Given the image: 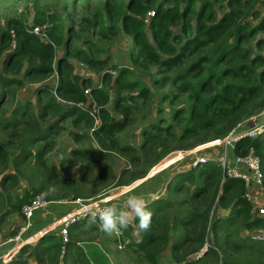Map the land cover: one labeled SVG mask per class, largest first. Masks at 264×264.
<instances>
[{"label": "rangeland", "instance_id": "rangeland-1", "mask_svg": "<svg viewBox=\"0 0 264 264\" xmlns=\"http://www.w3.org/2000/svg\"><path fill=\"white\" fill-rule=\"evenodd\" d=\"M87 1L89 0H80L79 4L76 3V6H73L71 0H0V44L4 49L0 52V240L2 242L14 238L24 226L25 220L21 215V209L37 195L64 206H69V203L76 198L96 200L101 195L130 186L134 183L131 181L134 175L139 174L140 180L150 171L173 159L176 154L183 155L188 152V150L172 151L165 159L156 163L155 156L148 153L149 148L159 151L160 138L164 137V141L167 142L165 128L176 126V120L172 119V115L179 109L189 108L187 106L190 105V101L187 96H178L176 90L168 84L162 87L154 85L156 80L165 77L168 73L164 74L156 66L142 68L134 65L130 59L133 48L131 36L115 32L110 37L104 38L98 27L92 29L88 21H92L93 14L98 5H102L103 0L91 1L89 6H86ZM41 10L58 14L60 18L59 26L62 30L63 42L59 46L52 45L54 57L46 63L38 60L33 62L32 57L31 61L29 57L22 60L17 57L10 60L11 66L7 65L6 58L16 49L17 44L14 30L6 27V21L14 19L20 22L26 32L32 35L33 28L37 26L36 11ZM254 11L264 16L263 0H258ZM258 21L251 16L245 19V22L252 27H255ZM7 31L10 32L11 40H5L2 43L1 34ZM171 31L174 35H179L180 25L172 27ZM67 41L70 55L65 54ZM86 41L94 43L100 49L98 60L104 61L102 66L89 67L74 56L75 49H85ZM256 41L264 42V33H258L249 41L248 44L253 47V50L256 49ZM260 51L264 53V46ZM61 59H65V64L68 66L67 72H71V77L77 78L80 90L84 91L86 101L76 106L91 118V122H87L86 118L77 120V115L72 117L66 115L62 118L59 115V113L67 112V107L74 105L58 93L57 67ZM40 66H49V72L36 74L34 69ZM120 68L130 70V74L125 78L145 85L150 95L126 100L121 107L115 109L113 102L117 94L115 95L113 88ZM81 72L84 74L81 75ZM173 75L174 72L169 73V76ZM94 77L96 82L93 80ZM93 89L106 92L108 101L106 103H103V99L99 102L95 101L91 94ZM137 93V89L125 90L122 95L135 97ZM123 106L128 107V110L123 112ZM248 111L253 113L248 116H244L245 113H243L236 120L234 128L240 124L243 132L250 131L251 126L260 127L261 131H264V108L252 110V107H248ZM108 118L121 123L122 129H113L108 135L96 133ZM151 125H159L162 134L153 141H148L144 135L145 130L152 134L156 133V130L151 129ZM176 132L180 134L178 130ZM252 135V137L258 135L256 128ZM194 140L196 139L188 143ZM168 142L172 146L176 145L173 140ZM211 143L213 142L210 141L207 146L201 145L191 150L197 149L199 154L208 153L209 155L214 154L215 148L219 152L222 151V146L204 150ZM151 163L154 164L149 166ZM192 164L193 159H188L186 165H183L185 168L180 169L179 172L189 170ZM141 173L144 174L141 175ZM223 175L225 176V172ZM175 184L176 181H173L172 185L175 186ZM195 187L187 183L184 188H181V192L173 198L175 205L172 208V214H169L171 217L176 215V211L189 213L195 207L202 209L203 198L194 199L193 197ZM144 198L147 202L149 197L146 195ZM252 205L255 207L256 202L253 201ZM219 207L216 199L211 208L212 214L210 212L213 219ZM252 216H256L254 210ZM157 217L158 214L152 215V220ZM161 217L160 223L151 220L149 230L140 236L135 234L132 236L135 228L129 225L126 235L125 230L122 234L121 241H128L127 246L122 250L118 249L120 241L113 235L116 241L113 247L118 256L123 253H134L136 254L134 264L141 259L149 264L147 254L156 251L159 253L156 257L157 264H171L168 259L171 257L172 242L178 236L193 234L195 230L193 226L179 227L177 224L180 222L177 219L168 221L166 216ZM165 219L166 222H164ZM94 226L100 234L104 233L99 227V222ZM258 229L263 228L247 231V235L240 232L241 239L245 238L252 242L249 234ZM130 232L131 235H129ZM165 232L169 243L165 249L162 242L150 243L145 246V249L142 248L145 235L164 236ZM69 239L71 238L68 237ZM2 248H0V258L5 253V249ZM224 249L222 247L217 251L218 264H264V255L255 256L249 254L246 249H240L237 252L229 246ZM198 257L199 254H193L190 255L189 260ZM77 264L86 263L79 261ZM87 264L90 262L88 261Z\"/></svg>", "mask_w": 264, "mask_h": 264}, {"label": "trees", "instance_id": "trees-1", "mask_svg": "<svg viewBox=\"0 0 264 264\" xmlns=\"http://www.w3.org/2000/svg\"><path fill=\"white\" fill-rule=\"evenodd\" d=\"M79 1L71 0V5L76 6ZM91 1L94 2L89 0L86 6ZM257 2L258 0H103L102 5H98L92 21H88L91 28L98 27L104 38L115 32L131 36L133 48L130 58L134 65L142 68L156 66L164 74L168 73L156 80L154 85L162 87L168 84L176 90L178 96H187L190 101L187 106L189 108L179 109L172 115L176 126L165 128L167 142L164 137L160 138L159 151L148 149V153L155 156V163L172 151H187L197 146H207L210 141L221 140L234 128L236 120L243 113L244 116L253 113L248 111V107H252V110L264 108V53L260 51L264 42H255L257 52L248 44L258 33H264V16L254 11ZM150 12L154 15L147 17ZM247 16L258 19V24L255 27L247 24ZM59 20L58 14L46 10L36 11L35 24L47 23L49 26V44H45L26 32L20 22L8 19L6 27L14 30L17 46L6 58L7 65L11 66L10 60L17 57L20 60L29 57V61L32 57L33 62L51 61L54 57L52 45L59 46L63 42ZM179 25L181 33L174 35L171 28ZM10 38L9 31L1 34L2 43L10 41ZM68 44L67 41L65 54L70 55ZM84 45L85 49H75L74 56L89 67L102 66L104 61L98 60L100 49L90 41H86ZM2 50L4 49L0 44V52ZM67 67L65 59L59 60L58 93L74 105L59 115L61 118L77 115V120L86 118L87 122H91V118L76 106L85 102L86 97L84 91L80 90L77 78L71 77V72H67ZM49 70V66H40L34 72L41 74ZM172 72L174 75L169 76ZM129 74L130 70L119 69L114 83L117 94L115 109L121 107L126 100L150 95L145 85L125 78ZM136 89L138 93L135 97L122 95L125 90ZM91 94L97 102L102 99L103 103L108 101L107 93L100 89H93ZM127 110L128 107L123 108V112ZM122 127L121 123L108 118L96 133L108 135L113 129ZM150 127L156 133L145 130L144 135L148 141H153L162 132L159 125ZM176 130L180 132L179 135ZM192 139L196 140L188 143ZM168 140H173L176 145L172 146ZM250 149H253L260 161L264 189V133L237 141L234 154L244 157ZM178 179V190L184 188L185 183H191L196 186L194 199L203 198L204 202L202 209L195 207L189 213L181 211L175 217L180 222L177 224L179 227L193 226L195 230L193 234L178 236L172 242L170 258L175 264H218L217 251L226 246L237 252L246 249L249 254L264 255L263 243H252L240 237L241 231L264 229V218L253 217L254 206L243 198L245 187L242 181L224 176L222 169L213 161L191 167L189 171L178 175ZM138 180L139 174H136L131 181ZM216 199L221 208L231 207V214L227 218L213 219L210 215ZM59 240L57 233L41 238L43 242L40 245H46L42 248L46 256L44 264H58L62 247L67 251L70 243L61 245ZM157 242H162L165 249L169 244L167 233L164 236L145 235L142 248ZM206 243L208 245L204 256L189 260L190 255L200 254ZM37 246L36 248H40L39 244ZM27 251L28 247L20 249L9 264H27L24 259ZM37 251L36 249L34 253L28 254L37 258ZM158 254L156 251L147 254L149 264H157ZM41 262L40 260V264Z\"/></svg>", "mask_w": 264, "mask_h": 264}, {"label": "crops", "instance_id": "crops-1", "mask_svg": "<svg viewBox=\"0 0 264 264\" xmlns=\"http://www.w3.org/2000/svg\"><path fill=\"white\" fill-rule=\"evenodd\" d=\"M80 74L83 75L84 72H81ZM94 79L95 77L93 78V80ZM94 81L96 82V80ZM114 102H113V106H114ZM213 152L214 154L219 153L217 148H215ZM187 153L188 152L184 153L183 155L176 154V156H174L173 159L168 160L166 163H164L162 166H159L157 169L150 171V173H148L140 180L132 183L130 186L128 185V187H125L123 189H118L116 191H113L112 193L99 196L98 201L108 203L109 205L116 204L119 207L122 206L121 208H123L124 203L129 194H142L144 197H146L147 195L149 197L147 200L148 209L151 210L152 215L158 214V217L155 218L157 222L156 221L153 222L160 223L162 219L161 216H166L168 221L176 220L175 217L179 213V212L177 213V211L175 210L176 207L174 209L176 211V213L174 212L176 215L175 216L172 215L171 217L169 214H172L173 211L172 208L175 205L173 198H175V196H177V194L181 192V190H178V186H179L178 175L189 171L191 168L189 170H184V171L182 170L180 172L179 170L185 168V166L183 165H186L188 159L191 158L194 159L192 155H189ZM207 155L209 154L207 153ZM211 155L212 154H210L209 156ZM166 157H164L163 159H165ZM173 181H176L175 186L172 185ZM186 184L187 183H185V185ZM136 185H140V186L136 188L135 187ZM154 196H157L158 198L154 199L153 198ZM217 209L218 210L216 211L215 219H225L231 214V207H227V208L219 207ZM72 211H73V207L64 206L61 205L60 203H53L47 209L36 211L33 214L32 226L24 234L25 244L22 245L20 248V249H22L23 247L29 248V251H27L24 254L25 257L24 259L26 260L27 264H40V260L42 261L41 263L44 264V261L46 260V256L43 254L42 248L46 245L45 244L40 245V243L44 241L43 239H42L43 241H41V238L49 234L51 235V233H55V234L58 233V231L62 227L63 221L66 220L71 215ZM190 211H193V209H191ZM164 222H166V219L164 220ZM87 225H88L87 221H81L69 227L68 237L71 238L69 239L70 245L68 246L66 252H65L66 250L65 247L64 249L62 247L61 255L58 259L59 261L58 264H77L79 263V261L80 262L84 261L86 264L88 263V261L90 262V264H134V257L136 254L123 253L120 256H118L116 250L113 247L114 242L116 243L113 235L109 236L106 233H102V232L100 234L94 225L89 227ZM131 226L133 227L134 225H130V227ZM132 231L133 230H131V232ZM131 232L129 233V235H131ZM241 232H244V234L246 233L247 235V230ZM133 234L134 233H132V236ZM125 235H126V230H125ZM38 244L40 248H36ZM60 244L63 245L62 240L60 241ZM36 249L38 250L37 258L33 255L28 254V252L34 253ZM167 250L168 249H166V251ZM75 253H77V255H74ZM16 256L14 255L10 259L0 258V264H9L12 261V259L15 258ZM168 261L171 264H175L171 260V258H169ZM135 264H147V263L145 261H142L141 259L140 261L137 260Z\"/></svg>", "mask_w": 264, "mask_h": 264}, {"label": "built area", "instance_id": "built-area-1", "mask_svg": "<svg viewBox=\"0 0 264 264\" xmlns=\"http://www.w3.org/2000/svg\"><path fill=\"white\" fill-rule=\"evenodd\" d=\"M153 15L154 13L150 12L148 13L147 17H152ZM48 30V24L37 25L33 28L32 35L37 36V38L42 43H49L46 42L49 41ZM251 124L252 123H250V125ZM240 127V124L237 125V127L233 128L224 138L217 142H213L211 143V145L204 148V150H206L207 148L209 149L216 146H222V151H220L218 154H214L211 156L207 154H199L197 149L190 150L187 154L194 157L192 167H196L202 164H206L209 161H213L222 169L223 172H225V175L227 177L242 181L245 187L243 198L250 204H252L253 201L256 202V206L254 207L256 216L253 217L262 219L264 218V189L263 174L260 168V161L256 157L253 149H250V151L244 157H237L234 154V149L237 141L244 137H252L255 128L258 130V135L264 133V131H261L260 127L251 126L250 131L243 132ZM153 198L157 199L158 197L154 196ZM98 200L99 199L94 200L91 198H76L71 203H69V206L71 204V207H73V211L71 215L63 221L62 227L57 233L64 244L69 242L68 233L69 227L71 225L81 221H88L89 211L97 205L109 206L108 203L100 202ZM51 204H53V202L47 201L43 197L37 195L22 207L21 215L25 220V224L14 238H10L4 242L0 240V248L8 244H14V247L7 250L4 253L5 255H2L1 259H10L12 256L18 253L21 246L25 244L24 234L32 226L33 214L38 210L47 209ZM122 234L123 232L120 235H115L117 237V240L120 241V244L118 245L119 250H122L128 244V241H121ZM249 238L256 243L264 242L263 229L253 231L249 234ZM201 253L199 254V257Z\"/></svg>", "mask_w": 264, "mask_h": 264}, {"label": "clouds", "instance_id": "clouds-1", "mask_svg": "<svg viewBox=\"0 0 264 264\" xmlns=\"http://www.w3.org/2000/svg\"><path fill=\"white\" fill-rule=\"evenodd\" d=\"M152 212L142 194H129L121 208L116 204L92 208L88 213V226L99 222L101 230L109 236L120 235L129 225H134V234L140 236L151 226Z\"/></svg>", "mask_w": 264, "mask_h": 264}, {"label": "water", "instance_id": "water-1", "mask_svg": "<svg viewBox=\"0 0 264 264\" xmlns=\"http://www.w3.org/2000/svg\"><path fill=\"white\" fill-rule=\"evenodd\" d=\"M12 247H14V244H8V245L3 246V249H5V251H7V250L11 249ZM206 251H207V247H205V249L202 251L199 258L203 257L204 254L206 253Z\"/></svg>", "mask_w": 264, "mask_h": 264}, {"label": "bare ground", "instance_id": "bare-ground-1", "mask_svg": "<svg viewBox=\"0 0 264 264\" xmlns=\"http://www.w3.org/2000/svg\"><path fill=\"white\" fill-rule=\"evenodd\" d=\"M15 251V250H14Z\"/></svg>", "mask_w": 264, "mask_h": 264}]
</instances>
